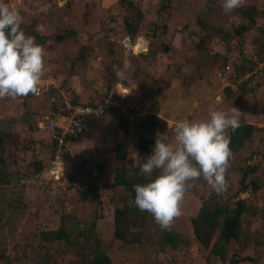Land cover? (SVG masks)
<instances>
[{"label":"rangeland","instance_id":"rangeland-1","mask_svg":"<svg viewBox=\"0 0 264 264\" xmlns=\"http://www.w3.org/2000/svg\"><path fill=\"white\" fill-rule=\"evenodd\" d=\"M6 2L20 10L25 33L44 46L45 74L38 95L0 99V134H13L0 141V264H85L93 259L86 243L94 238L113 264H230L231 258H244L240 264H264V67L252 60L264 41V0H245L231 13L224 12L222 0H171L168 11L161 9L166 0ZM45 4L50 6L47 14L40 11ZM251 6L256 8L254 23L244 12ZM201 21L213 28L205 32ZM243 24L250 29L239 36L235 31ZM129 25L150 40L152 53L132 55L122 76L129 84L125 100L76 140V174L75 163L68 160L66 176L51 178L44 171L50 155L48 133L38 123L67 98L92 104L103 97L112 65L124 60L120 41ZM201 40L208 44L199 50ZM229 61L231 70L224 74ZM243 70L248 72L241 74ZM232 106L240 110V122L259 130L233 152L224 190H214L203 177L190 182L183 214L171 228L181 242L168 244L167 230L150 213L137 211L120 224L127 241L117 238L115 210L130 203V193L114 184L116 148L128 150L132 173L155 145L158 131L151 135L140 124L149 114L157 111L167 117L172 136L179 118L203 119L210 109ZM126 115L131 123L125 137L118 123ZM142 135L154 137L146 152L138 147ZM248 165L257 167L251 178L259 189L238 196L245 198L248 210L241 217L240 238L226 246L224 263L195 238L191 221L211 192L220 200L228 198ZM87 189L85 199L81 190ZM60 226L68 229L71 243L42 239V231Z\"/></svg>","mask_w":264,"mask_h":264},{"label":"clouds","instance_id":"clouds-1","mask_svg":"<svg viewBox=\"0 0 264 264\" xmlns=\"http://www.w3.org/2000/svg\"><path fill=\"white\" fill-rule=\"evenodd\" d=\"M245 0H222L225 13L242 7ZM49 5L40 7L47 14ZM19 9L0 0V99L38 95L45 74V49L34 36L21 28ZM130 67L125 62L124 68ZM240 127V110L210 109L207 118L176 122L173 135L157 132L153 151L140 166L146 177L158 171L155 179L134 185L131 205L147 211L162 230H171L182 216V202L192 181L201 177L216 191L226 188V174L233 152L231 133ZM74 169V168H73ZM72 172V171H71Z\"/></svg>","mask_w":264,"mask_h":264},{"label":"trees","instance_id":"trees-1","mask_svg":"<svg viewBox=\"0 0 264 264\" xmlns=\"http://www.w3.org/2000/svg\"><path fill=\"white\" fill-rule=\"evenodd\" d=\"M170 1L171 0H166V3L161 7V9L168 11L171 7ZM244 12L245 14H247V17L250 19L251 23H254L256 8L251 6L245 9ZM201 24L204 25V26L202 25V29L205 30V32H209L210 29L213 28V26L209 23L204 24L203 21H201ZM128 29L130 33L126 32L122 36L126 34L134 36L137 33L136 29L132 25H129ZM249 29H250L249 25L243 24L240 27H238L235 32L237 35L240 36L248 32ZM31 34L35 36H39L38 33L34 30L31 32ZM207 44H208L207 42L201 40L200 43L196 45V47H198L199 50L205 49L207 47ZM150 52L151 51H149V53ZM255 52L257 57L252 60H254L256 64H258V62L264 60V41L259 44L258 50ZM139 55H146V54H139ZM121 56L123 57V54H121ZM130 60L131 57L127 60V62L129 63ZM115 62L114 65H112V69L114 71H112L110 74L108 88L105 90L103 97L97 102L95 101L91 102L92 104L100 103L104 99V97L108 94L112 85L116 81L122 80L123 82L128 83L127 81H125V79H122L121 77H118L116 75V72L124 67L125 59L120 60L118 58L116 59ZM117 65L119 66V68L117 67ZM246 72H248V70H243L241 74H245ZM245 84L246 81L243 83L242 87ZM228 91H230V89H228ZM71 102L73 104H78V103L89 104V103H83L82 101H78L75 98H72ZM59 107H53V111L58 110ZM128 116L129 115H126L122 120H120V123H118L119 129L125 137L128 135V127H130V123H131ZM11 122H13V120ZM2 124H0L1 127ZM140 124L143 127L146 126V129L151 131V135H154L157 131L161 133L166 132L168 134V130H169L168 123L161 115L157 113V111L156 113H152L151 115L149 114L147 117L142 119V121H140ZM8 125L9 124L7 123L3 125V127H8ZM257 130H259V128L252 123H247L244 121L240 122V127L234 133L230 132L231 135L230 148L232 152L242 149L245 142L251 139L253 133L256 132ZM5 136L9 137V136H13V134L1 133L0 141H2ZM152 143H154L153 136L147 137L142 135L138 140V147L142 151L146 152L149 150V146ZM49 145L50 143L48 144V146ZM53 146L54 145L51 142L52 149L51 150L49 149L50 155L54 151ZM115 155L116 158L118 159V162L116 163L114 170V184L125 187L130 193L129 195L130 202L134 201L135 191L133 186L136 184L147 183L150 179H155V177L158 175V171L154 172L151 177H146L142 173H140L139 168H137L139 170L138 171L137 169H135L136 168L135 167L133 169L135 170V172L132 170L131 173L130 165L132 164L130 163L131 159L129 157L128 150L117 147ZM67 156L69 159L75 161V163L77 162V160L73 158L72 153H69ZM38 166H39L38 169L40 170L43 168V165L40 162L38 163ZM78 167H80V164L74 166L72 172L73 175L76 174L75 170ZM100 169H101V165L97 167L98 171H100ZM256 171H257V167L254 166L251 167L248 165L246 168H244L242 171L238 188L228 198L220 200L219 198H217L214 192H211L212 194L209 195L208 198H204V199L202 198V204L197 214L192 218L191 222L193 225V232L195 238L201 243V245L206 250L209 251V253L216 255L224 263L226 262L228 255V250L226 246L231 240H238L240 238L241 217L243 213L248 210V206H247L248 204L245 198L238 196L240 193L246 191H251L252 193L257 192V190L259 189V184L256 180L251 178V174ZM81 192L85 199L89 197V189L81 190ZM132 211H137L138 213L147 212V211H140L135 206H132L131 203L127 204L125 207L122 208L119 207L115 210V218L117 225L115 235L117 238L127 241L128 239L127 235L125 231L120 227V224H122V219L124 218V216L130 214ZM41 235L44 241L65 240L66 242L69 243L72 242L70 233L65 226H60L57 229L44 230L42 231ZM214 236H216L215 240H213ZM164 240L167 241L168 244L177 246L181 242V237L179 236V234L175 233L171 229L170 231L167 230L165 232ZM86 247L91 250L93 259L87 258V260L84 261L85 264H113L110 256L106 253V250L102 245V242L98 238H94V241L92 242L90 239V244L86 243ZM242 259L244 258L241 259L231 258L229 261L230 264H240Z\"/></svg>","mask_w":264,"mask_h":264},{"label":"built area","instance_id":"built-area-1","mask_svg":"<svg viewBox=\"0 0 264 264\" xmlns=\"http://www.w3.org/2000/svg\"><path fill=\"white\" fill-rule=\"evenodd\" d=\"M150 40L137 32L134 36L126 34L122 36L120 47L125 62L132 55L147 54L150 50ZM260 69L264 67V60L258 62ZM231 70V62L224 66V73ZM122 78V77H121ZM42 85H40L41 91ZM40 93V92H39ZM128 88L122 80L116 81L108 94L98 104H73L70 98L64 101V104L58 110L52 111L45 117L41 127L48 133L49 149L51 150V142L54 145V151L50 155L47 167L44 170L51 178L59 179L66 176L68 169V154L72 152V148L76 140L84 134V132L92 126L99 118L108 110L119 106L121 101L126 98ZM78 162V161H77ZM75 165H79L78 163ZM71 169L69 170L71 172Z\"/></svg>","mask_w":264,"mask_h":264},{"label":"crops","instance_id":"crops-1","mask_svg":"<svg viewBox=\"0 0 264 264\" xmlns=\"http://www.w3.org/2000/svg\"><path fill=\"white\" fill-rule=\"evenodd\" d=\"M224 74H226V73H224ZM122 79H123V78H122ZM123 83H125V82H123ZM125 84H126V85H129L128 83H125ZM124 99H125V98H124ZM160 107H161V110H163V111H165V112H167V113L170 114V112H168V111L162 109V106H160ZM116 108H117V107H113V108H111L110 110H112V109H116ZM110 110H108L107 112H109ZM107 112H106V113H107ZM50 113H52V112H50ZM50 113H49V114H50ZM106 113H105V114H106ZM159 115H161V114H159ZM161 116H162V115H161ZM162 117H163V116H162ZM163 118H164L166 121H167V119H168L167 117H163ZM44 120H45V117H44V119H43L42 121H40V122L38 123L40 128H41V123H43ZM179 120H181V118H179L178 121H179ZM176 122H177V121H176ZM169 126H170V125H169ZM170 127H171V126H170ZM43 129H44V128H43ZM82 135H83V134H82ZM77 140H78V139H77ZM49 141H50V140H49V138H48V144L50 143ZM76 142H77V141H76ZM76 142H75V143H76ZM75 143H74V144H75ZM71 153H72V152H71ZM69 160H70V161H73L72 159H69ZM73 162H74V161H73ZM46 167H47V164H46V166L44 167V170L46 169Z\"/></svg>","mask_w":264,"mask_h":264}]
</instances>
